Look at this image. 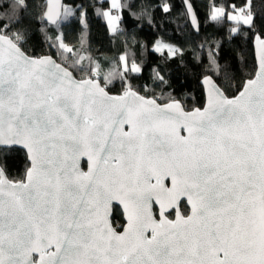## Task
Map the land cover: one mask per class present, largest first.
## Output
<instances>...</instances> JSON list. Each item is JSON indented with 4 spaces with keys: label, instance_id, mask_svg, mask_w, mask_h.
I'll list each match as a JSON object with an SVG mask.
<instances>
[{
    "label": "snow or ice",
    "instance_id": "6c2138e0",
    "mask_svg": "<svg viewBox=\"0 0 264 264\" xmlns=\"http://www.w3.org/2000/svg\"><path fill=\"white\" fill-rule=\"evenodd\" d=\"M183 3L198 32L191 0ZM261 5L209 4L210 21L233 22L229 39L252 32L255 63L242 75L221 62L220 41L206 40V56L194 54L203 102L188 107L134 84L143 67L135 54L105 69L85 46L82 8L0 0V264H264ZM135 7L110 0L96 15L125 35V11L153 23L150 6ZM78 12L79 47L62 31ZM26 19L41 27L33 31ZM37 33L46 52L36 51ZM154 51L183 57L161 40ZM152 79L167 83L155 71ZM20 153L22 167L10 172L8 159ZM114 203L123 224L112 219Z\"/></svg>",
    "mask_w": 264,
    "mask_h": 264
},
{
    "label": "trees",
    "instance_id": "16d2710c",
    "mask_svg": "<svg viewBox=\"0 0 264 264\" xmlns=\"http://www.w3.org/2000/svg\"><path fill=\"white\" fill-rule=\"evenodd\" d=\"M212 0H191L199 21V31L196 32L190 25L188 16L184 15L183 0H135L136 7L133 11H140V4L150 6L149 12L153 23H148V17L134 19L128 11L123 13V23L119 25L125 30V35H115L110 32L107 21L102 16L96 15V8L106 10L110 2L103 4L99 0H65L69 6L82 8L86 11L87 30L86 47L90 46L91 55L100 60L105 69L109 67V62L124 54L126 51L131 57L135 54L137 63L143 60L142 75L133 80L136 85H147L149 90L161 91L171 94L191 107L199 106L203 102V90L199 83L201 78V66L195 59L196 53L202 57L206 56V49L201 50L199 45L207 41H220L222 46L219 49L221 62L228 63L234 67L242 69V75L251 70L255 63V54L252 32H248L247 39L244 35L236 34L229 39V26L233 22H225L218 25L209 19V4ZM226 2L240 7L244 0H216L217 4ZM167 3L171 10L168 13L162 11L160 5ZM255 8L259 10L261 0H253ZM35 9H33V12ZM30 16L33 13H29ZM264 12H259L255 23L256 31L264 32ZM33 31H36L41 24L37 19H26ZM247 26H245L246 28ZM81 22L79 12L70 22L63 25L62 31L65 40L70 44H78L81 32ZM55 35V33H53ZM135 36L137 43L132 44L131 38ZM128 41L127 45L125 41ZM158 40L166 44L176 45L183 49V57L179 55L169 58L167 51L164 53L154 51V45ZM36 51L46 52L47 46L40 43V36L37 33L35 38ZM141 44L145 47L142 49ZM54 55V53H53ZM154 71L158 72L167 81L166 84L153 82ZM238 82V81H237ZM119 90V84L113 87V93ZM23 153L19 156L13 154L8 159L10 172H17L22 167ZM85 168V165H84ZM116 218V217H115ZM118 220L119 217H117ZM119 223L117 221H114Z\"/></svg>",
    "mask_w": 264,
    "mask_h": 264
},
{
    "label": "flooded vegetation",
    "instance_id": "af4514ba",
    "mask_svg": "<svg viewBox=\"0 0 264 264\" xmlns=\"http://www.w3.org/2000/svg\"><path fill=\"white\" fill-rule=\"evenodd\" d=\"M117 217H119L120 220H118ZM112 219L114 221L119 222L120 224H123V222H124V215H123V212H122V209H121L120 206L113 205V215H112Z\"/></svg>",
    "mask_w": 264,
    "mask_h": 264
},
{
    "label": "water",
    "instance_id": "95a60500",
    "mask_svg": "<svg viewBox=\"0 0 264 264\" xmlns=\"http://www.w3.org/2000/svg\"><path fill=\"white\" fill-rule=\"evenodd\" d=\"M63 2L65 3V0H63ZM193 7V6H192ZM194 9V8H193ZM195 11V10H194ZM196 14V13H195ZM189 18V22H190V17L188 16ZM198 19V18H197ZM190 25L192 26V28L196 31V28L193 26V24L190 22ZM198 25H199V21H198ZM197 32V31H196ZM254 46V44H253ZM254 54H255V49H254ZM84 165H85V168H84ZM82 167L86 170L87 169V163L86 162H82ZM113 205H117V206H120L121 209H122V206L119 205L118 203H114ZM111 212H112V215H113V206H112V209H111ZM122 212H123V209H122Z\"/></svg>",
    "mask_w": 264,
    "mask_h": 264
},
{
    "label": "rangeland",
    "instance_id": "374dc122",
    "mask_svg": "<svg viewBox=\"0 0 264 264\" xmlns=\"http://www.w3.org/2000/svg\"><path fill=\"white\" fill-rule=\"evenodd\" d=\"M109 7H110V5H109ZM109 8H107L106 10H108Z\"/></svg>",
    "mask_w": 264,
    "mask_h": 264
},
{
    "label": "built area",
    "instance_id": "2783aa9c",
    "mask_svg": "<svg viewBox=\"0 0 264 264\" xmlns=\"http://www.w3.org/2000/svg\"><path fill=\"white\" fill-rule=\"evenodd\" d=\"M105 1H110V0H105Z\"/></svg>",
    "mask_w": 264,
    "mask_h": 264
}]
</instances>
